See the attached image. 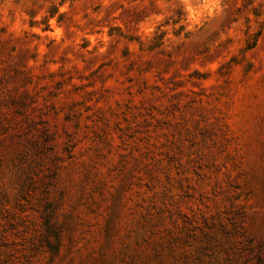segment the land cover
Here are the masks:
<instances>
[{"label":"rangeland","instance_id":"1","mask_svg":"<svg viewBox=\"0 0 264 264\" xmlns=\"http://www.w3.org/2000/svg\"><path fill=\"white\" fill-rule=\"evenodd\" d=\"M0 264H264V0H0Z\"/></svg>","mask_w":264,"mask_h":264}]
</instances>
